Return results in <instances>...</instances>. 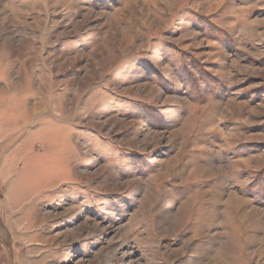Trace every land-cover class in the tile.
Returning <instances> with one entry per match:
<instances>
[{"label":"rangeland","instance_id":"rangeland-1","mask_svg":"<svg viewBox=\"0 0 264 264\" xmlns=\"http://www.w3.org/2000/svg\"><path fill=\"white\" fill-rule=\"evenodd\" d=\"M0 122V264H264V0H0Z\"/></svg>","mask_w":264,"mask_h":264},{"label":"bare ground","instance_id":"bare-ground-1","mask_svg":"<svg viewBox=\"0 0 264 264\" xmlns=\"http://www.w3.org/2000/svg\"><path fill=\"white\" fill-rule=\"evenodd\" d=\"M1 123V122H0ZM15 128V127H14ZM13 129V128H12ZM10 130V129H8ZM15 130V129H14ZM6 131V130H4ZM5 133V132H4ZM3 132H1V129H0V138L3 137ZM6 135V134H5ZM27 141V140H26ZM29 142V140H28ZM29 148V147H28ZM31 148V147H30ZM29 150L25 151L27 153ZM47 152V151H46ZM48 153V152H47ZM24 155V153L22 152V149H16L14 152L11 153V155L9 156V158L7 159V161H4L3 162V165L0 167V180L1 179H4V182L7 183L8 181V178L9 176H11L13 173H15V177H16V180L15 182L13 183V189L7 194V196L12 193L14 196L18 195L19 191H20V188L22 190H26V187H27V183L30 182L31 180H33V178L35 177V169L33 167H27L25 168L24 170H20V171H17L16 170V166H17V163L18 161L22 158V156ZM39 157V156H37ZM41 157V156H40ZM46 157V156H45ZM44 158V156H43ZM28 159V158H26ZM32 159V158H30ZM29 159V160H30ZM37 159V158H36ZM46 159V158H45ZM44 159V160H45ZM31 161V160H30ZM36 161V160H34ZM25 162V161H23ZM22 162V163H23ZM27 162V160H26ZM25 163H23L24 165ZM27 164V163H26ZM31 164V163H29ZM26 166V165H25ZM16 170V171H15ZM34 176V177H33ZM32 185V184H31ZM24 189H23V188ZM27 191V190H26ZM11 198H12V195H11ZM7 222V221H6ZM9 224V223H8ZM9 227V226H8Z\"/></svg>","mask_w":264,"mask_h":264}]
</instances>
